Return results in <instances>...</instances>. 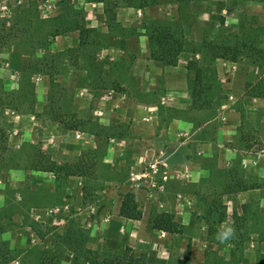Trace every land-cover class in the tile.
I'll list each match as a JSON object with an SVG mask.
<instances>
[{
	"label": "rangeland",
	"instance_id": "374dc122",
	"mask_svg": "<svg viewBox=\"0 0 264 264\" xmlns=\"http://www.w3.org/2000/svg\"><path fill=\"white\" fill-rule=\"evenodd\" d=\"M96 7L101 14L91 15ZM124 7L142 12L129 20ZM75 24L95 35L79 43ZM157 25L183 32L189 49H203L214 32L264 78V0H0V264H29V248L52 247L66 232L82 235L84 248L121 253L107 243L110 220L120 217L133 232L125 247L144 264L148 250V264H264V214L255 198L240 196L247 183L238 165L219 167L213 154L193 180L172 178L174 168L162 164L155 144L173 135L154 127L175 113L155 109L159 86L142 92L134 74L151 59L148 35ZM139 28L143 51L125 37ZM219 87L217 79L213 92ZM244 92L235 102L237 142L261 151L262 97ZM144 105L154 106L148 123L140 120ZM194 151L189 171L199 164ZM71 258L64 251L60 264Z\"/></svg>",
	"mask_w": 264,
	"mask_h": 264
},
{
	"label": "crops",
	"instance_id": "0c3cea01",
	"mask_svg": "<svg viewBox=\"0 0 264 264\" xmlns=\"http://www.w3.org/2000/svg\"><path fill=\"white\" fill-rule=\"evenodd\" d=\"M175 5V4H173ZM98 7L91 9V15H100ZM124 15H127L129 20L135 21L141 9L122 8ZM213 19V18H212ZM218 22V21H216ZM123 25H126L123 22ZM98 29L102 26L97 25ZM132 41L135 50H145V36L140 32L127 33L125 36ZM185 38V36L183 35ZM211 39L217 37V34L211 32ZM183 45V50L177 56L175 65L163 64L153 58L141 59L138 63L139 70L134 74L139 83V89L142 92L149 91L150 88L156 90L155 85L159 86L161 95L158 97L159 105H167L173 109L175 115L167 121L166 127L155 125V133L164 135L165 132L173 135L167 136L164 140H160L155 147L159 151L165 153L162 164H169L173 170V177L180 178H197L205 173L201 162L207 158L216 155L217 164L219 167L238 165L241 169V179L247 186L239 189L240 196H251L258 202L259 211L264 214V149L261 151H247L241 139L237 137L239 125L241 123V111L235 107V102L239 100L244 92L245 84L253 82L257 78L256 68L251 64H245L240 61H230L224 58H215L212 64L215 68L217 79L220 87L213 93V106L208 108H195L192 105L191 99V82L192 73L186 67L188 59H198V53H192L191 49ZM189 54V55H188ZM190 56L187 58V56ZM150 87V88H149ZM111 93V90L108 91ZM259 104L264 106V98L259 99ZM141 110V121L148 123L154 119V106L147 107L144 105ZM204 113L203 120H196L195 117L200 112ZM216 127L211 128L212 124ZM238 141V142H237ZM163 147H166L167 150ZM195 148V151L194 149ZM195 152L199 155V164L197 168L192 167L188 170V164L191 162L186 155L190 152ZM162 155V154H161ZM175 165H181L180 171L176 170ZM183 165L187 169L183 168ZM192 165V163H191ZM193 166V165H192ZM168 171L164 170L163 175L167 177ZM172 172V171H171ZM170 172V173H171ZM121 219L112 218L109 223L107 243L110 248L117 249L125 247L128 237H132L129 229V220L125 217ZM124 226V227H123ZM125 228L124 231H119L118 228ZM133 231V230H132ZM130 235V236H129ZM138 235V232H137ZM135 236V235H134ZM135 238L139 241L141 238ZM154 250L147 251L145 264H148L153 259Z\"/></svg>",
	"mask_w": 264,
	"mask_h": 264
},
{
	"label": "trees",
	"instance_id": "16d2710c",
	"mask_svg": "<svg viewBox=\"0 0 264 264\" xmlns=\"http://www.w3.org/2000/svg\"><path fill=\"white\" fill-rule=\"evenodd\" d=\"M79 29V43L86 41L89 32L95 35L93 28H88L83 24H75ZM56 33H50L51 38ZM216 38V37H215ZM151 45V58L167 65H175L177 56L183 50L184 41L183 32L172 31L171 28L164 25H157L151 28L148 35ZM202 48H191L192 53H198V59H189L187 69L192 73L191 99L195 108H208L212 104L214 83L217 81V75L212 61L215 58H224L230 61H238L239 47L220 42L218 39H207L203 41ZM241 46L244 47L242 43ZM260 68V67H259ZM244 94L251 97L264 98V78H257L253 83H248ZM132 217V216H128ZM81 231V230H80ZM83 232V231H81ZM63 240L49 248H38L33 246L28 249L29 264H60V259L64 251L72 253L71 263L77 264L83 262L86 264H144L141 255H135L127 246L121 253L97 252L83 247L85 238L79 235L78 238L66 232ZM63 245L62 248L60 246ZM2 260V258H0Z\"/></svg>",
	"mask_w": 264,
	"mask_h": 264
},
{
	"label": "clouds",
	"instance_id": "9594fccd",
	"mask_svg": "<svg viewBox=\"0 0 264 264\" xmlns=\"http://www.w3.org/2000/svg\"><path fill=\"white\" fill-rule=\"evenodd\" d=\"M231 234V229H226L223 233H221L218 237V239H220L221 241H223L224 239H226L229 235Z\"/></svg>",
	"mask_w": 264,
	"mask_h": 264
},
{
	"label": "built area",
	"instance_id": "2783aa9c",
	"mask_svg": "<svg viewBox=\"0 0 264 264\" xmlns=\"http://www.w3.org/2000/svg\"><path fill=\"white\" fill-rule=\"evenodd\" d=\"M76 136H77V137H80V134H78V132H76ZM153 167H155V165H153ZM162 178L164 179L165 176H162ZM159 187L162 188V185H159Z\"/></svg>",
	"mask_w": 264,
	"mask_h": 264
}]
</instances>
